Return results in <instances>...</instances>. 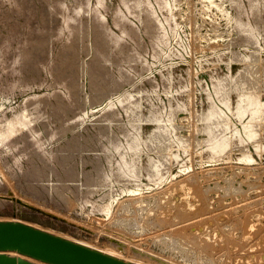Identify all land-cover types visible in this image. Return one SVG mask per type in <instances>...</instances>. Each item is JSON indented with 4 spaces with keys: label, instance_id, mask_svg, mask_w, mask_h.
I'll return each instance as SVG.
<instances>
[{
    "label": "rangeland",
    "instance_id": "1",
    "mask_svg": "<svg viewBox=\"0 0 264 264\" xmlns=\"http://www.w3.org/2000/svg\"><path fill=\"white\" fill-rule=\"evenodd\" d=\"M248 2L0 0V220L137 264H264V108L253 139L235 112L264 103Z\"/></svg>",
    "mask_w": 264,
    "mask_h": 264
},
{
    "label": "water",
    "instance_id": "2",
    "mask_svg": "<svg viewBox=\"0 0 264 264\" xmlns=\"http://www.w3.org/2000/svg\"><path fill=\"white\" fill-rule=\"evenodd\" d=\"M0 251H17L51 264H133L20 222L0 221ZM22 260L17 259L21 264Z\"/></svg>",
    "mask_w": 264,
    "mask_h": 264
},
{
    "label": "bare ground",
    "instance_id": "3",
    "mask_svg": "<svg viewBox=\"0 0 264 264\" xmlns=\"http://www.w3.org/2000/svg\"><path fill=\"white\" fill-rule=\"evenodd\" d=\"M17 1V0H16ZM131 1V0H130ZM155 1V0H154ZM233 2L234 1H237V0H232ZM249 0H247V2H248ZM78 2V1H77ZM129 2V1H128ZM251 2H252V4H251V6L253 7V9H256V8H258V5H260V4H264V0H251ZM250 2V3H251ZM235 3H237V2H235ZM243 3V2H242ZM249 3V2H248ZM62 4H64V3H62ZM165 5V4H164ZM233 5V4H232ZM250 5V4H249ZM62 6V5H61ZM65 6V5H64ZM127 6H130V5H128L127 4ZM162 6V5H161ZM248 6V5H247ZM257 6V7H256ZM52 7V6H51ZM81 7V6H80ZM89 7V6H88ZM252 7H251V9H252ZM263 7V6H262ZM72 8H74V7H72ZM130 8V7H129ZM242 8V7H241ZM240 8V9H241ZM98 9V8H97ZM249 9V8H248ZM251 9H249V10H251ZM252 9V10H253ZM74 10V9H73ZM76 10L77 9H75V12H76ZM80 10V9H79ZM79 10H77L78 12H79ZM241 10H243V9H241ZM256 10H258L259 11V9H256ZM224 11V10H223ZM245 11H246V9H245ZM46 12V11H45ZM71 12V11H70ZM81 12V11H80ZM99 12V11H98ZM240 12V11H239ZM238 12V13H239ZM257 12V11H256ZM131 13V12H130ZM161 13V12H160ZM237 13V12H236ZM238 13H237V16H238V18H240L239 17V15H238ZM247 13V12H246ZM259 13V12H258ZM76 14H77V12H76ZM75 14V15H76ZM157 14V13H156ZM223 14V13H222ZM256 15H257V13H256ZM102 17V16H101ZM236 17V16H235ZM89 18V17H88ZM138 18V17H137ZM153 18V17H152ZM237 18V19H238ZM96 19H97V17H96ZM100 19V18H99ZM101 20H103V19H101ZM238 21H240V19H238ZM89 22V21H88ZM117 22V21H116ZM237 22V21H236ZM242 22V21H241ZM240 22V23H241ZM239 23V22H238ZM117 24V23H116ZM123 26V25H122ZM238 26V25H237ZM240 26H242V27H244V28H246L245 30H248V28H247V24H243L242 25V23L240 24ZM256 26H258V25H256ZM259 27V26H258ZM82 28V27H81ZM105 28V27H104ZM243 28V29H244ZM257 28V27H256ZM260 28V27H259ZM258 28V29H259ZM34 29V28H33ZM158 29V28H157ZM241 29V28H240ZM262 29H264L263 27H262ZM82 30V29H81ZM106 30V29H105ZM108 30H109V27H108ZM107 30V31H108ZM78 30H76V32H77ZM249 31H250V29H249ZM79 32H80V30H79ZM97 32V31H96ZM242 32V31H241ZM247 32V31H246ZM257 32H259V30L257 31ZM74 33H75V31H74ZM99 33V32H98ZM157 33V32H156ZM249 33V32H248ZM77 33H75L74 35H76ZM122 34V33H121ZM244 34V33H243ZM41 35V34H40ZM73 35V34H72ZM78 35V34H77ZM83 35V34H82ZM115 35V34H114ZM253 35V34H252ZM258 35V34H257ZM51 36V35H50ZM96 36V35H95ZM124 36V35H123ZM80 37V36H79ZM98 37V36H97ZM115 37V36H114ZM251 37V36H250ZM254 37V36H253ZM252 37V38H253ZM256 37V36H255ZM255 37H254V39H255ZM89 38V37H88ZM120 38V37H119ZM118 37L116 38V39H119ZM257 38V37H256ZM120 40V39H119ZM118 40V41H119ZM95 41V40H94ZM101 41V40H100ZM169 41V40H168ZM155 42V41H154ZM95 43V42H94ZM97 44V43H96ZM157 44V43H156ZM102 45V44H101ZM35 47V46H34ZM37 47V46H36ZM99 48V47H98ZM102 50H104V49H102ZM68 51V50H67ZM105 51V50H104ZM39 53V52H38ZM37 53V54H38ZM69 53V52H68ZM31 54V53H30ZM36 54V55H37ZM24 55V54H23ZM22 55V56H23ZM66 56V55H65ZM24 57V56H23ZM22 57V58H23ZM35 57H37V56H34V58ZM67 57V56H66ZM97 57V56H96ZM20 58V57H19ZM32 58V57H31ZM34 58H32V59H34ZM38 58V57H37ZM36 58V59H37ZM69 57H67V59H68ZM130 58V57H129ZM21 59V58H20ZM17 60V59H16ZM23 60V59H22ZM138 60V59H137ZM24 61H25V59H24ZM23 61V62H24ZM33 61V60H32ZM65 61H66V58H65ZM126 61V60H125ZM72 62V61H71ZM34 65V64H33ZM73 65V64H72ZM35 66V65H34ZM67 70V69H66ZM65 71V70H64ZM63 71V72H64ZM88 71V70H87ZM63 74V73H62ZM65 74V73H64ZM227 77V76H226ZM36 78V77H35ZM63 78V77H62ZM228 78V77H227ZM113 79V78H112ZM97 81V80H96ZM222 82V81H221ZM226 82V81H225ZM121 84V83H120ZM225 84V83H224ZM224 84H220V83H217L216 84V91H217V93H224V89L226 88V85H224ZM239 86V85H238ZM75 87V86H74ZM240 87V86H239ZM242 87H243V84H242ZM241 88V87H240ZM240 88H239V91L241 92V90H240ZM241 89H245V87H243V88H241ZM247 89H249L248 87H247ZM252 89V88H251ZM253 90H254V88H253ZM180 91V90H179ZM246 92V91H245ZM252 92V91H251ZM251 92H246V93H251ZM78 93V92H77ZM225 93H227V92H225ZM245 93V94H246ZM98 94V93H97ZM214 94V93H213ZM240 95L242 94V93H239ZM244 94V93H243ZM252 94V93H251ZM250 94V95H251ZM253 94H257L256 93V91H255V93H254V91H253ZM248 95V94H247ZM249 95V96H250ZM259 95V94H258ZM245 96V95H244ZM257 96V95H256ZM256 96H254L253 95V97H254V99H256ZM241 97H243V96H241ZM252 97V98H253ZM208 98V97H207ZM209 98H210V96H209ZM208 98V99H209ZM240 98V97H239ZM248 98V97H247ZM259 98H260V95H259ZM86 99V98H85ZM99 99V98H98ZM224 99H226V98H224ZM242 99V98H241ZM240 99V100H241ZM243 100H245V99H243ZM85 102V101H84ZM241 102V101H240ZM239 102V103H240ZM223 103H225L226 105H228L229 104V102L228 101H223ZM243 103H244V101H243ZM242 103V104H243ZM39 104V103H38ZM230 106V105H229ZM228 106V108H230ZM239 108H237V107H235L236 109H235V112H236V114L238 115V116H240V117H243V116H247L246 114H248L249 113V117H250V120L247 122V123H245L244 124V130H245V132H246V134H247V136H248V138L249 139H253V138H255L256 136H258L257 135V133H256V131H255V129H254V121L255 120H258L257 119V116L258 115H260V113L263 111L262 109L264 108V103H261V102H258V101H256V100H251V99H248L247 100V102H246V104L243 106V107H241V104H239ZM212 107L213 108H215L213 105H212ZM217 109V108H216ZM40 110V109H39ZM216 111V110H215ZM210 112V111H209ZM208 112V113H209ZM214 112V111H213ZM223 112H221V111H217V115L216 116H220V114H221V119H222V121L221 122H218L217 124H219L218 125V128L219 129H217L219 132L221 131L223 134L222 135H220L221 136V138L217 135V132L216 131H214V133H212V131L213 130H215V129H213L212 131H211V133L209 134L210 135V138H211V140L213 141V148L216 150V148L218 147V146H220V145H224V147H225V144L226 143H230V141H231V138H232V136L231 137H227V135H226V132H227V130H228V128H229V125H230V123H229V121H228V117L226 118V117H224L223 116V114H222ZM137 114V113H136ZM210 114H208V116H209ZM236 115V116H237ZM207 117V116H206ZM209 118H210V116H209ZM212 118V117H211ZM217 118V117H216ZM213 119V118H212ZM218 119V118H217ZM259 119H260V117H259ZM220 120V119H219ZM259 123V122H258ZM258 123H256V125L258 124ZM158 129H159V127H158ZM231 129V128H230ZM164 130V129H163ZM163 130H162V132L160 131V133L161 134H165L164 132H163ZM258 131V130H257ZM158 133H159V131H158ZM139 134V133H138ZM219 134V133H218ZM237 134V133H236ZM16 136V135H15ZM171 136V135H170ZM136 138V137H135ZM134 137L132 138L133 140L135 139ZM165 138V137H164ZM182 138V137H181ZM240 138V137H239ZM257 138V137H256ZM137 139V138H136ZM138 140V139H137ZM136 140V141H137ZM206 140H208L209 141V139H206ZM146 142V141H145ZM154 142V140L152 141V143ZM147 143V142H146ZM151 143V144H152ZM170 143V142H169ZM128 144H130L131 145V149L133 150V152L136 154V156L138 155V153L140 152V146H139V144L138 143H136L135 141H130V142H128ZM148 144V143H147ZM208 144V143H207ZM149 145V144H148ZM211 145V144H210ZM128 146V145H127ZM230 146V145H229ZM119 147H120V145H119ZM223 147V146H222ZM150 148V147H149ZM166 148V147H165ZM167 148H168V146H167ZM221 148V147H220ZM109 149V148H108ZM117 149H118V147H117ZM120 149V148H119ZM130 149V150H131ZM169 149V148H168ZM229 149V148H228ZM222 150V149H221ZM224 150V149H223ZM226 151V150H225ZM224 151V152H225ZM171 152V151H170ZM110 153H111V151H110ZM159 153V152H158ZM157 153V154H158ZM213 153H214V151H213ZM106 154V153H105ZM169 154V153H168ZM172 154V153H171ZM170 154V155H171ZM215 154H217V153H215ZM222 154H223V152H222ZM117 155V154H116ZM166 155V154H165ZM247 156V155H246ZM160 158V157H159ZM158 158V159H159ZM169 158V157H168ZM125 159V158H124ZM246 159H248L247 157H246ZM250 159V158H249ZM161 160V158L159 159V161ZM125 162H126V166H129V170H130V172L131 173H133V174H136L137 175V173H139V172H137V169L135 168V166H134V163L133 162H128L126 159H125ZM154 162H158V161H154ZM153 162V163H154ZM123 163V162H122ZM159 163V162H158ZM157 163V164H158ZM161 163V162H160ZM124 164V163H123ZM123 164H122V166H123ZM156 164V163H155ZM153 165L154 164H152V167H153ZM159 165V164H158ZM157 165V166H158ZM98 167H100V166H97L96 168H98ZM124 167V166H123ZM154 167H155V165H154ZM121 169H122V167H120ZM128 168V167H127ZM138 168V167H137ZM120 169V170H121ZM152 169V168H151ZM156 168H154V169H152V170H155ZM158 169V168H157ZM160 169V168H159ZM34 170V169H33ZM123 170V169H122ZM126 171H129L128 169H125ZM138 170H140V169H138ZM69 171V170H68ZM110 171V170H109ZM158 171V170H157ZM157 171H156V173H157ZM161 171V170H160ZM160 171H158V172H160ZM96 172H97V170H96ZM123 172V174H126L124 171H122ZM153 172V171H152ZM102 173V172H101ZM129 173V172H128ZM130 173V174H131ZM155 173V174H156ZM97 174H98V172H97ZM103 174V173H102ZM112 174V173H111ZM120 174H121V171H120ZM140 174V173H139ZM99 175V174H98ZM150 175V174H149ZM148 175V176H149ZM153 175H154V173H153ZM158 175H159V173L157 174V178L156 179H158ZM103 176V175H102ZM119 176V175H118ZM135 176V175H134ZM139 176V175H138ZM137 176V177H138ZM155 176V175H154ZM108 177V176H107ZM110 177V176H109ZM151 177V176H150ZM160 177V176H159ZM153 178V177H152ZM155 178V177H154ZM162 178V177H161ZM160 178V179H161ZM135 179V178H134ZM159 179V180H160ZM110 180V179H109ZM106 182V181H105ZM160 182V181H159ZM135 195V194H134ZM136 196V195H135ZM141 199V198H140ZM139 201V200H138ZM142 204V203H141ZM0 221H10V222H20V223H24V224H26V225H30V226H32V227H35V228H38V229H41V230H43V231H46V232H48V233H52V234H55V233H53V232H50V231H48V230H46V229H43V228H40V227H37V226H35V225H33V224H30V223H27V222H24V221H14V220H0ZM55 235H58V236H60V237H64V236H61V235H59V234H55ZM64 238H66V237H64ZM66 239H69V238H66ZM70 240H72V239H70ZM72 241H74V240H72ZM78 243H80V242H78ZM82 244V243H81ZM83 245H85V244H83ZM87 246V245H86ZM88 247H90V246H88ZM90 248H92V249H95V250H98V251H101V252H103V253H105V254H108V255H111V256H113V257H116V258H119V257H117V256H115V255H112V254H109V253H106V252H104V251H102V250H99V249H96V248H93V247H90ZM7 253H10L9 255H11V256H8V254ZM12 253H16V255H12ZM18 257H20V259L22 260V262H21V264H39V263H34V262H32V261H26V259H28L27 258V256H25V255H19L18 254V252L17 251H0V264H18L17 263V258ZM31 259H33V260H36V262L38 261V262H40V263H44V264H51V263H47V262H44V261H41V260H38V259H35V258H31ZM30 259V260H31ZM119 259H122V258H119ZM122 260H125V259H122ZM125 261H127V260H125ZM127 262H130V263H133V264H137V263H135V262H132V261H127Z\"/></svg>",
    "mask_w": 264,
    "mask_h": 264
}]
</instances>
